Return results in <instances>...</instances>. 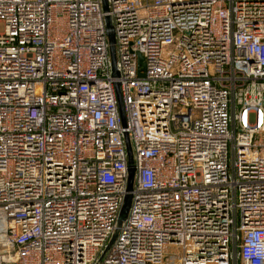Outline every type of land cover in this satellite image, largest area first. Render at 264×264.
I'll return each mask as SVG.
<instances>
[{"label":"built area","instance_id":"built-area-1","mask_svg":"<svg viewBox=\"0 0 264 264\" xmlns=\"http://www.w3.org/2000/svg\"><path fill=\"white\" fill-rule=\"evenodd\" d=\"M103 254L264 264V0H0V264Z\"/></svg>","mask_w":264,"mask_h":264},{"label":"water","instance_id":"water-1","mask_svg":"<svg viewBox=\"0 0 264 264\" xmlns=\"http://www.w3.org/2000/svg\"><path fill=\"white\" fill-rule=\"evenodd\" d=\"M110 38H111V41L114 42V36H113V34H110ZM112 51L114 52V47H113V46H112ZM141 59H142V57H141ZM129 151H130V154H131V148H130V145H129ZM131 160H132V156H131ZM130 171H131V178H130V183H129V189L131 190V189H132V178H133L134 168H130ZM130 203H131V194H128V195H127V199H126V201H125V204H124V206H123V211H124V212H127V211L129 210ZM119 223H120V224L122 223L121 220H120ZM116 235H117V231H116L115 234L113 235V237H112V239H111V241H110L109 246H111V244L113 243V241H114ZM108 249H109V247L107 248V250H108ZM107 250H106V251H107ZM104 255H105V254L102 255L101 260H100V262H99L98 264L101 263L102 259L104 258Z\"/></svg>","mask_w":264,"mask_h":264},{"label":"rangeland","instance_id":"rangeland-1","mask_svg":"<svg viewBox=\"0 0 264 264\" xmlns=\"http://www.w3.org/2000/svg\"><path fill=\"white\" fill-rule=\"evenodd\" d=\"M172 250L177 251L178 249H176V248H172V249H170V251H172Z\"/></svg>","mask_w":264,"mask_h":264}]
</instances>
